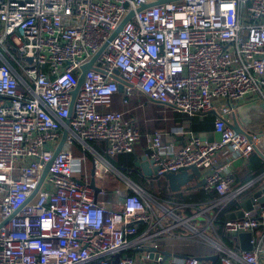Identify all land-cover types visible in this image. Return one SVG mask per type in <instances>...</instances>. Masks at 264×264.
<instances>
[{"label":"built area","instance_id":"1","mask_svg":"<svg viewBox=\"0 0 264 264\" xmlns=\"http://www.w3.org/2000/svg\"><path fill=\"white\" fill-rule=\"evenodd\" d=\"M153 1L0 0V264H112L116 254L114 264H210L193 254L163 258L162 243L193 228L190 219L136 189L116 190L112 201L95 183V194L82 173L86 156L72 150L77 143L92 152L94 179L124 178L109 160L132 152L140 134L110 108L117 69L122 102L138 91L187 115L214 116L213 140L182 125L170 132L185 133L184 143L146 135L158 176L194 165L220 206L247 188L233 187L234 162L264 137L236 132L225 117L249 94L264 96V0H170L137 10ZM96 54L73 95L80 67ZM89 141H102L104 154ZM224 231H251L253 248L215 241L214 264H261L264 206L226 218Z\"/></svg>","mask_w":264,"mask_h":264},{"label":"crops","instance_id":"2","mask_svg":"<svg viewBox=\"0 0 264 264\" xmlns=\"http://www.w3.org/2000/svg\"><path fill=\"white\" fill-rule=\"evenodd\" d=\"M122 96L123 91H118L113 97V102L110 108L121 111L123 113V117L128 120L140 134V138L135 144L134 151L137 159L136 166L139 168V171L141 173L140 179L142 181L143 187L132 180L128 174L123 173L117 166L119 165V163L115 160V157L119 154L111 158L109 161L115 169H117L120 173L122 172L121 174L124 176V178H120L121 180L116 181L110 179H99V184L96 182V179H94L95 183L98 186L105 188L104 185H106L107 182L111 181L110 185L112 184V182L115 183L114 191L119 190L124 192L126 190L127 192H129L131 190L132 192H134V190L137 189L143 193H148L150 195L165 198L167 200V205L174 212L187 217L191 221L195 220L196 218H200L202 224L198 227H200L201 231H203L202 235L204 237H206V233L207 236L212 234L211 230L208 231L211 221L223 207L228 206L229 204L233 205L231 206L232 208L230 207V209L226 210L225 217L228 218V215H232L231 213L239 208L240 202L244 199V197L248 195L252 188L264 186V157H261L256 151L247 158H236L233 169V174H235L236 178L233 183V187L244 184L248 185L244 192L238 198L232 199L225 206L215 204V198L217 197V195H215L213 198H209L207 195H204V198L201 199V201L199 200L194 202L191 200H187L188 198H190L191 193L200 191L201 189L205 190L201 184L200 177L195 174H191L192 177L190 181L186 184L181 185L180 188L176 190H171L169 188L167 181L163 177V175L158 177L144 176L139 167V163L141 161V157L144 155L145 150L149 148L148 142L146 140V135L148 133L158 131L161 132L164 141L174 140L175 142L184 143L186 138L185 133H171L170 127L182 125L185 130L192 131L190 130L191 117H198V115H187L171 107L148 101L145 96L138 91H134L131 97L128 98L127 102H122ZM175 112L183 113L184 116L181 121L178 120ZM225 118L228 122H237L241 129H244L249 133H259L260 135L264 134V96L258 93L249 94L244 99L235 102L233 111L230 113V115H226ZM261 136L264 137V135ZM213 138H218V135L214 133ZM89 146L99 154H104V143L102 141H93V143H89ZM258 149L262 154H264V139H262V142L258 145ZM87 152L90 155L92 153L90 150H88ZM74 156L78 157L79 155L74 154ZM257 164H259L262 169L258 174L252 176ZM91 168L89 169V167H87L85 163L82 169V173L88 174L91 178ZM164 187L165 189H163ZM162 189L163 191L160 193V190ZM104 198L114 201L117 199V194L115 193V195L112 196L110 194H107V196H105ZM212 208H214V210H211ZM175 232L179 235L177 236V238H173L162 243L165 250L181 254H196L199 256H209L210 254L216 253L217 251L215 246L212 249L207 246L205 247L204 245H201V247L198 248L191 246V244H193L194 242H188L190 240L186 239L191 236L190 232L184 233L182 230H175ZM257 234L258 231L255 232L254 236H257ZM206 239L209 241V239L212 238H209L208 236L206 237ZM206 243L207 242L205 241V244ZM232 251L238 252L239 250ZM208 262L210 261L208 260ZM262 263H264V258L261 257V264Z\"/></svg>","mask_w":264,"mask_h":264},{"label":"water","instance_id":"3","mask_svg":"<svg viewBox=\"0 0 264 264\" xmlns=\"http://www.w3.org/2000/svg\"><path fill=\"white\" fill-rule=\"evenodd\" d=\"M164 1H170V0H156L153 2H149V3H143L141 4V6L137 9L140 10L142 8H145L147 6H151L160 2H164ZM133 14V11L129 12V14L127 16H125L123 18V20L119 23L118 27L115 29V31L113 32L112 36L113 37L122 27V25L124 24V22H126L127 19L130 18V16ZM98 54V53H97ZM97 54L95 56H93L88 62L84 63L80 69H81V73L78 77V84L77 87L75 89V91L73 92V95L75 94L77 88L79 87V85L81 84L82 80H83V76H84V72L91 68L93 66V61L95 59V57L97 56ZM113 74L112 77L116 80H118V91L122 92L123 91V84L124 81L117 76L118 70L114 69L113 70ZM169 107H172L171 105H168ZM211 114H216L215 110L211 111ZM67 123V120H66ZM232 128L236 131V132H243V130L239 127L237 122H232L229 123ZM67 135V129L63 128L58 145L56 146L55 150H54V155L59 151V149L61 148L65 138ZM199 137L201 139H207V140H213V132H199L198 133ZM264 135V134H261ZM256 152L261 156L264 157V154H262L258 149H256ZM151 154V149L148 148L147 150H145L144 155L141 157V161L139 163V167L141 169V172L144 176L146 177H158V175L156 174V167L152 166L151 163V159L149 158ZM50 165V161L45 165L42 175H41V179L40 182L42 181L43 177L45 176L48 167ZM122 173V172H121ZM191 174H195L198 177L199 175V171L198 169L194 166V165H190V166H186V167H181L179 168L177 171H169L163 174V177L166 179L167 184L169 186V188L171 190H176L178 188H180L181 185L186 184L190 181L191 179ZM91 179L89 182V185L94 189L95 194L98 191V186L95 184L94 181V177H93V169H91ZM201 180V184L203 183V180ZM40 182L38 183L37 187L34 189V191L31 193L30 197L31 198L33 196V194L36 192V190L38 189ZM137 190V189H136ZM253 204L255 206H264V186H258L255 188H252L251 191L248 193V195L246 197H244V199L240 202V206L239 208L234 211L233 213H231L232 215H228V218L231 217H240L243 215V210H248L251 209L253 207ZM237 240H238V245H239V250L242 251H249L253 248V243H252V238H253V233L251 231H243V232H237L235 234ZM148 250L152 249V248H147ZM163 254V258H167L170 256H174V257H186L187 254H181V253H174L168 250H163L162 251ZM150 256H152V253L149 254ZM119 254L115 255V259L112 262V264H114L117 259H118ZM158 255L156 254L155 257H157ZM218 257V254H214V255H210V256H198V258L202 259V260H209L210 264H214L216 259Z\"/></svg>","mask_w":264,"mask_h":264},{"label":"trees","instance_id":"4","mask_svg":"<svg viewBox=\"0 0 264 264\" xmlns=\"http://www.w3.org/2000/svg\"><path fill=\"white\" fill-rule=\"evenodd\" d=\"M176 113V117L178 118V120H182L183 119V113L180 112H175ZM213 122H214V116L213 115H205V116H193L191 117V125H190V130L194 131V132H210L213 129ZM90 144L93 143V141L89 142ZM134 151V150H133ZM73 153L75 155H85L86 156V166L89 167V169L91 168V155L87 152V150H83L80 145H78L77 143L73 144ZM116 161L119 163V165H117L121 171L123 173H126L130 176V178L132 180H134L137 184H139L140 186L143 187L142 185V181L140 179V171L139 168L136 166V155H135V151L134 152H130V153H123V154H119L118 156L115 157ZM262 169V167L257 164L255 169H254V173L252 174V176H255L256 174L259 173V171ZM235 174H234V181H235ZM145 188V187H144ZM165 189V187L163 188ZM160 190V193L163 191ZM130 193H132V191H129ZM152 192V191H150ZM153 194H157V193H153ZM204 195H207L209 198H213L216 194L215 191H206L201 189L200 191H195L193 193L190 194V198H188L187 200H191V201H201V199L204 198ZM233 206L232 204H229L228 206H225L221 209V211L219 213H217L215 215V217L212 219L209 230H211L212 234H210V236L216 240L217 242H221L224 246H226L227 248H230L232 250H239L238 247V240L236 238V236H232V235H228L225 231H224V221L226 220L225 214H226V210L230 209V207ZM232 208V207H231ZM184 233H187L186 230H182ZM187 240L189 239L190 241L193 242H198L200 243L199 239H195L192 238L191 236L186 238ZM214 250V249H213ZM196 255V254H193Z\"/></svg>","mask_w":264,"mask_h":264},{"label":"rangeland","instance_id":"5","mask_svg":"<svg viewBox=\"0 0 264 264\" xmlns=\"http://www.w3.org/2000/svg\"><path fill=\"white\" fill-rule=\"evenodd\" d=\"M110 180H112V179H110ZM118 180H121L120 177H118ZM96 182L98 184L100 183V181H99L98 178H96ZM110 183H111V181L110 182H107L106 185H104V187L106 189V194H110L112 196V195H115V191H114V184L115 183L112 182L111 185H110ZM211 210H214V208H212ZM189 222L191 223V225L193 226V228L190 227V226H188V225H183L182 228L184 230H186V232H190L191 233L190 235H191L192 238H195V239H199L200 240L199 241L200 243L194 242L193 244H191V246H194V247L198 248V247H201V245H204L205 247L207 246V247H209V248L212 249L215 246L214 245V243H215L214 241L215 240H212L213 238L210 235H208L209 238H212V239H209V241H208L207 240L208 238L206 239V237H208L207 236V233H206V237H204L202 235V233L199 232V231H201V229L198 226H200L202 224L201 219L200 218H196L195 220H193V221L190 220ZM208 231H210V230H208ZM201 232H203V231H201ZM204 240L207 242L206 244H205V241ZM188 242H191V241H188ZM262 264H264V263H262Z\"/></svg>","mask_w":264,"mask_h":264}]
</instances>
